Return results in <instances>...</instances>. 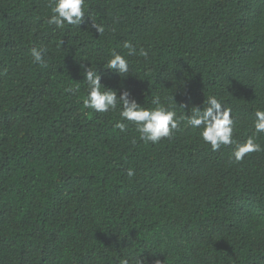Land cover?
<instances>
[{"label": "trees", "instance_id": "obj_1", "mask_svg": "<svg viewBox=\"0 0 264 264\" xmlns=\"http://www.w3.org/2000/svg\"><path fill=\"white\" fill-rule=\"evenodd\" d=\"M49 5L0 0V264H264V151L235 163L185 123L157 144L122 133L119 107L85 108L81 67L177 118L215 96L242 143L264 110V0H85L63 29ZM112 51L126 77L103 68Z\"/></svg>", "mask_w": 264, "mask_h": 264}, {"label": "clouds", "instance_id": "obj_2", "mask_svg": "<svg viewBox=\"0 0 264 264\" xmlns=\"http://www.w3.org/2000/svg\"><path fill=\"white\" fill-rule=\"evenodd\" d=\"M51 15L45 20L48 25H55L63 29L65 25L78 26L85 16V0H50ZM92 20V19H91ZM100 35L104 32V26L92 20L90 25ZM127 50V56H137L147 58V50L137 48L131 41H123L121 45ZM46 49L33 47L31 49V59L34 64L46 67L45 60ZM83 69L84 82L87 85V99L84 100V106L97 113H107L120 109V121L115 127L120 132H126L128 123H131L140 140L145 143L157 144L163 139H170L176 131L180 129L182 123L187 127L199 130L200 139L209 145L212 151H218L222 146L231 145L233 150L230 159L235 162H241L247 154L264 151L256 138L264 134V110H256L253 120L252 133L244 142L234 140L235 119L232 116L231 109L225 107L215 96H208L203 104V109L192 107L190 115L177 118L175 111L161 106L160 98L155 97L152 100L154 107L145 108L141 106L129 90L124 89L119 96L117 91L106 88L101 83V76L98 68L81 65ZM104 69L111 70L121 77L129 74V62L124 55L112 51L110 58L103 66ZM106 89V90H103ZM66 92L76 94L78 87H69ZM186 107V105H185ZM128 122V123H125ZM127 175L132 177L134 171L129 169ZM122 264H130V260L125 259ZM131 264H143L138 257L131 258ZM159 264V261L156 262Z\"/></svg>", "mask_w": 264, "mask_h": 264}]
</instances>
